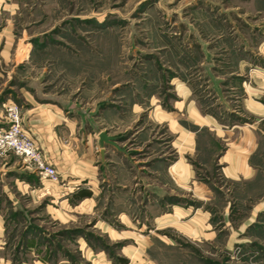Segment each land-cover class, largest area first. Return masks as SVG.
Listing matches in <instances>:
<instances>
[{
	"label": "rangeland",
	"instance_id": "1",
	"mask_svg": "<svg viewBox=\"0 0 264 264\" xmlns=\"http://www.w3.org/2000/svg\"><path fill=\"white\" fill-rule=\"evenodd\" d=\"M12 104L76 143L35 144L57 182L0 158V264H264V0H0V128Z\"/></svg>",
	"mask_w": 264,
	"mask_h": 264
},
{
	"label": "crops",
	"instance_id": "2",
	"mask_svg": "<svg viewBox=\"0 0 264 264\" xmlns=\"http://www.w3.org/2000/svg\"><path fill=\"white\" fill-rule=\"evenodd\" d=\"M52 105H39V104H30L22 115V126L28 135L34 140V143L39 146L44 153L62 149V147L67 148V151L61 150V155H69V150L72 144L76 143V138H68L66 145L61 144V139L59 137L61 127L64 131L69 134L76 132V127L74 122L68 119L66 120L64 116H61L62 111L57 109ZM88 141V140H87ZM248 144L245 143L240 145V147L234 146L235 153H227L222 161H226V172L230 177H237L239 175L248 174L250 168L246 165V154H248ZM115 151L113 147L106 146L99 149V157L102 159L105 156L106 150ZM232 154V155H231ZM88 155V154H87ZM71 158V155H70ZM94 160L90 156H87L82 161H76L70 165L69 173L65 178L68 179L69 183L80 184L85 182L84 185H91V181L94 180L95 176V167L93 166ZM76 173V174H73ZM76 190H78L76 188ZM89 201L88 198H83L80 202Z\"/></svg>",
	"mask_w": 264,
	"mask_h": 264
},
{
	"label": "built area",
	"instance_id": "3",
	"mask_svg": "<svg viewBox=\"0 0 264 264\" xmlns=\"http://www.w3.org/2000/svg\"><path fill=\"white\" fill-rule=\"evenodd\" d=\"M8 154L30 165L40 179L57 182V172L42 159L34 141L22 126L19 109L13 104L6 109L4 126L0 128V158Z\"/></svg>",
	"mask_w": 264,
	"mask_h": 264
},
{
	"label": "water",
	"instance_id": "4",
	"mask_svg": "<svg viewBox=\"0 0 264 264\" xmlns=\"http://www.w3.org/2000/svg\"><path fill=\"white\" fill-rule=\"evenodd\" d=\"M99 145L103 148L104 145H109L119 150L118 146L115 143V138L108 136L106 133L101 132L99 134Z\"/></svg>",
	"mask_w": 264,
	"mask_h": 264
},
{
	"label": "trees",
	"instance_id": "5",
	"mask_svg": "<svg viewBox=\"0 0 264 264\" xmlns=\"http://www.w3.org/2000/svg\"><path fill=\"white\" fill-rule=\"evenodd\" d=\"M75 195H76V198L78 200H81L83 198H88V197L91 196L90 193L89 192H86V191H79Z\"/></svg>",
	"mask_w": 264,
	"mask_h": 264
}]
</instances>
